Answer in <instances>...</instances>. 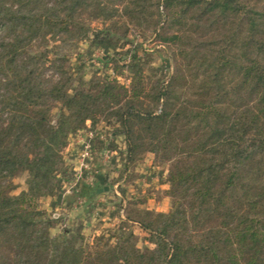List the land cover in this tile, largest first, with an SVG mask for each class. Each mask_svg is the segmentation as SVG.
Returning a JSON list of instances; mask_svg holds the SVG:
<instances>
[{
    "label": "trees",
    "instance_id": "obj_1",
    "mask_svg": "<svg viewBox=\"0 0 264 264\" xmlns=\"http://www.w3.org/2000/svg\"><path fill=\"white\" fill-rule=\"evenodd\" d=\"M127 21L175 46L165 84L135 48L110 59L111 79L65 70L60 45L130 46ZM101 118L126 167L143 151L171 163L169 212L126 219L152 248L132 232L52 236L61 220L40 216L72 176L60 172L69 137ZM0 264H264V0H0Z\"/></svg>",
    "mask_w": 264,
    "mask_h": 264
},
{
    "label": "rangeland",
    "instance_id": "obj_2",
    "mask_svg": "<svg viewBox=\"0 0 264 264\" xmlns=\"http://www.w3.org/2000/svg\"><path fill=\"white\" fill-rule=\"evenodd\" d=\"M156 23L157 19L153 16L149 25ZM124 25L128 28L127 38L132 42L130 46L121 48L120 45L111 44L89 47L86 43L77 42L60 45L56 54L59 58H66L63 62L65 70L72 76L82 78L85 83L97 76L111 79L115 73L109 69L112 68L110 59L121 60L118 53L124 56V52L135 48L137 61L146 63L143 67L146 74L152 76V81L165 84L173 74L177 62L174 57L175 46L158 39L145 24L138 27L127 21ZM119 26L121 34L124 30L122 24ZM92 27H100V23H92ZM173 32L171 30L165 36ZM123 64L120 61L119 66ZM149 68L154 72H148ZM121 73L118 81L128 86L131 75L125 69ZM57 114L56 109L53 111V120ZM116 127L114 121L112 126H108V121L101 118L91 132V137L85 131L69 137L68 144L61 153L64 166L60 172L67 169L72 176H59L54 195L40 200V216L46 214L61 220L51 230L52 236L59 235L62 230H71L82 233L91 240L101 235H115L116 238L112 239L114 243L121 234L132 232L137 248H152L146 241L147 234L126 219L128 216L142 215L145 211L158 214L169 212L172 201L166 181L171 163L143 151L136 154L126 167L122 141L117 140L116 145L109 140ZM88 145L90 147L86 150L85 146ZM87 152L89 155L85 156ZM26 179L27 175L22 172L14 177L16 190L12 195L16 196L26 190ZM90 184L94 186L93 190L102 192L96 195L92 194L93 191L86 192ZM104 188L108 191L103 192Z\"/></svg>",
    "mask_w": 264,
    "mask_h": 264
},
{
    "label": "crops",
    "instance_id": "obj_3",
    "mask_svg": "<svg viewBox=\"0 0 264 264\" xmlns=\"http://www.w3.org/2000/svg\"><path fill=\"white\" fill-rule=\"evenodd\" d=\"M90 185H91V184H90ZM86 187H87V186H85V188H86ZM88 188H89V189H88ZM93 189H94V186L91 185V186L89 187V185H88V187L86 188V192L93 191L92 194H94V195L98 194L99 191L96 192L97 190H93ZM90 193H91V192H90Z\"/></svg>",
    "mask_w": 264,
    "mask_h": 264
},
{
    "label": "built area",
    "instance_id": "obj_4",
    "mask_svg": "<svg viewBox=\"0 0 264 264\" xmlns=\"http://www.w3.org/2000/svg\"><path fill=\"white\" fill-rule=\"evenodd\" d=\"M89 135H90V137H91L92 134L90 133ZM89 147H90L89 145H88V146H85L86 150L89 149ZM88 155H89V152H87V153L85 154V156H88ZM83 158H84V155H83Z\"/></svg>",
    "mask_w": 264,
    "mask_h": 264
},
{
    "label": "water",
    "instance_id": "obj_5",
    "mask_svg": "<svg viewBox=\"0 0 264 264\" xmlns=\"http://www.w3.org/2000/svg\"><path fill=\"white\" fill-rule=\"evenodd\" d=\"M108 189L107 188H104L103 192H107ZM102 192V191H99V193Z\"/></svg>",
    "mask_w": 264,
    "mask_h": 264
}]
</instances>
